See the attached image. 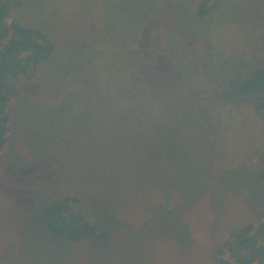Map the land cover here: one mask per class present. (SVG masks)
<instances>
[{"label":"rangeland","instance_id":"obj_1","mask_svg":"<svg viewBox=\"0 0 264 264\" xmlns=\"http://www.w3.org/2000/svg\"><path fill=\"white\" fill-rule=\"evenodd\" d=\"M200 1L18 0L7 23L53 49L19 91L0 153V264H202L186 258L187 222L210 250L264 220V119L254 111L264 92L222 94L264 69V0H218L203 18ZM132 98L126 122L127 109L113 117L105 105ZM113 119L118 129L105 131ZM157 124L176 128L186 164ZM143 168V190L164 188L139 207ZM68 195L90 216L98 202L110 208L92 213L105 240L45 231L46 206Z\"/></svg>","mask_w":264,"mask_h":264},{"label":"trees","instance_id":"obj_2","mask_svg":"<svg viewBox=\"0 0 264 264\" xmlns=\"http://www.w3.org/2000/svg\"><path fill=\"white\" fill-rule=\"evenodd\" d=\"M17 2L18 0H0V153L7 144L19 91L34 77L37 66L50 57L53 49V46L44 39L41 32L23 28L14 23L12 25L7 23L6 19L9 16V12H11ZM217 2L218 0H201L196 10V15L200 18L206 17L217 7ZM31 36L39 38L41 43L32 40ZM17 37H24L26 41ZM4 64H6L5 69L9 70L7 75H4ZM249 75L248 78L234 79L227 83L222 90L224 97L229 101H245L246 97L252 93L264 92V69L257 70ZM3 78L4 87L1 88ZM7 79L14 80V86L13 83H8ZM147 88H149V93H151L152 84H149ZM133 99L130 100L131 104L121 101V107L118 102L117 105L116 103L113 105L105 104L103 101L100 104H105L108 110L114 109V113H111L113 117L114 114L118 116L123 114L122 110L127 109L124 110V112L126 111L125 116L120 119L126 122L131 112L136 114L138 104ZM254 111L259 117L264 119V97L255 104ZM116 120L113 119L110 124L106 125L107 121L104 125L105 131L110 128L117 130L119 126ZM138 128V130L142 131L141 127ZM142 128L145 129L144 126ZM156 129L158 130L157 134L163 140L173 145L170 148H175V151L172 152L176 165L182 166V164H186L185 160L177 159L179 150H176V143H180L185 148L187 145L176 135V128L174 126H166V124H157ZM147 171L149 170L143 168L142 175H140L143 183L141 182L142 193H139L138 198V201H141L139 207L141 206L140 204L147 203L149 202L148 200L154 198L156 188H164L161 185H156L151 192L143 190L144 186H146L144 176L147 175ZM162 172L165 173V170L157 168L154 175L159 176ZM260 179L264 182V172L260 175ZM166 194H170V192L168 191ZM76 196L68 195L46 206L44 210L45 220H43L45 231L57 239L64 238L72 242H80L85 239L105 240L107 228L103 221L100 218H94L92 213L99 210L108 211L110 208L98 202L99 208L93 209L89 207L90 216L87 211H84L79 206L80 202ZM106 211L103 212L106 213ZM187 224L186 241L189 244H187L188 247L186 246L188 248L186 258L198 259L202 264H209V262L210 264H264V220L256 223L239 224L237 228L225 237L222 244L219 246L213 244L214 247L212 246L210 250L208 247L198 248L200 242L196 233L199 230L194 231L191 223L187 222ZM214 229L211 228L209 230L207 239L210 243H212V239H209V236H211ZM207 252L209 253L207 254Z\"/></svg>","mask_w":264,"mask_h":264}]
</instances>
